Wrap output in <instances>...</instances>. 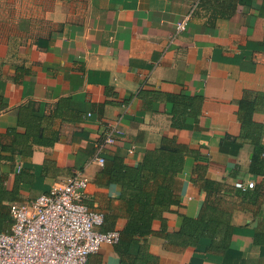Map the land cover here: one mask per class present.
<instances>
[{"label": "crops", "instance_id": "0c3cea01", "mask_svg": "<svg viewBox=\"0 0 264 264\" xmlns=\"http://www.w3.org/2000/svg\"><path fill=\"white\" fill-rule=\"evenodd\" d=\"M179 93L202 94L196 121L173 124L165 94ZM243 98L255 102L264 147V0H0V231L10 228V202L76 170L89 178L86 202L103 213L101 229H122L121 186L99 178L103 163L93 157L136 165L174 136L198 156L175 175L179 203L164 212L166 231L154 220L149 251L161 264H264V174L250 171L254 145L236 114ZM110 125L115 141L104 143ZM198 171L219 184L208 200L230 211L223 252L176 248L164 235L207 201ZM88 263L120 264L114 243H101Z\"/></svg>", "mask_w": 264, "mask_h": 264}, {"label": "trees", "instance_id": "16d2710c", "mask_svg": "<svg viewBox=\"0 0 264 264\" xmlns=\"http://www.w3.org/2000/svg\"><path fill=\"white\" fill-rule=\"evenodd\" d=\"M230 4L229 2L228 5ZM214 11V17H228L219 8H214ZM165 97L170 104L168 113L180 120L173 121V124L183 125L196 121L200 113L202 94H196L191 99L182 93L165 94ZM176 103H180L182 107L176 108ZM254 111V101L246 98L238 101L236 114L241 126V135L250 137L254 145L250 171L264 174V147L260 143V128L252 119ZM33 118L35 119V116ZM27 126L30 127V124ZM189 155L196 158L198 147L180 143L174 136H163L158 146L145 149L142 159L136 165L126 164L114 157H104L98 173L99 178L114 181L121 186L120 199L126 218L124 226L118 230L119 238L114 243V249L120 256V264H161L158 256L149 251L145 236L153 232L154 220H159L161 229L166 231L164 212L179 203V197L172 189L173 180L183 169L185 157ZM197 174V179L207 193V201L197 216L183 215L179 228L164 232V235L169 244L176 248L193 246L204 252H223L228 247L231 232L230 211L219 210L213 206L212 200H208L211 192L219 190V184L206 178L202 172L198 171ZM1 199L0 191V216L1 207H5L1 204ZM6 217V213L2 212L0 220ZM133 245H137L135 251L131 249Z\"/></svg>", "mask_w": 264, "mask_h": 264}, {"label": "built area", "instance_id": "2783aa9c", "mask_svg": "<svg viewBox=\"0 0 264 264\" xmlns=\"http://www.w3.org/2000/svg\"><path fill=\"white\" fill-rule=\"evenodd\" d=\"M192 10L175 23V33L185 29ZM104 143L115 141L110 125ZM93 160L102 164L104 157ZM89 178L76 170L34 198L9 203L10 228L0 231V264H89L88 255L101 243H115L116 229L102 230L103 213L86 200ZM235 186L252 187L253 181L236 180Z\"/></svg>", "mask_w": 264, "mask_h": 264}]
</instances>
